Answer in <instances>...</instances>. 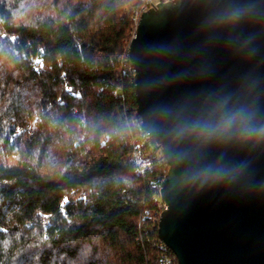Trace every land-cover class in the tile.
<instances>
[{
	"label": "trees",
	"instance_id": "16d2710c",
	"mask_svg": "<svg viewBox=\"0 0 264 264\" xmlns=\"http://www.w3.org/2000/svg\"><path fill=\"white\" fill-rule=\"evenodd\" d=\"M142 3L0 0V264H160L168 165L138 175L122 139L138 116L119 55Z\"/></svg>",
	"mask_w": 264,
	"mask_h": 264
},
{
	"label": "water",
	"instance_id": "95a60500",
	"mask_svg": "<svg viewBox=\"0 0 264 264\" xmlns=\"http://www.w3.org/2000/svg\"><path fill=\"white\" fill-rule=\"evenodd\" d=\"M141 128L168 165L179 264H264V0H170L129 42Z\"/></svg>",
	"mask_w": 264,
	"mask_h": 264
},
{
	"label": "built area",
	"instance_id": "2783aa9c",
	"mask_svg": "<svg viewBox=\"0 0 264 264\" xmlns=\"http://www.w3.org/2000/svg\"><path fill=\"white\" fill-rule=\"evenodd\" d=\"M167 1L170 0H143L141 6L132 11L133 14L132 37L135 34V30L141 14L149 9L156 8L158 4ZM128 49H129V44L126 45L123 53L119 55V69L123 76L130 77L133 80L134 69L129 60ZM38 65L39 64L37 63V66ZM121 91H122V86L120 85L116 88L115 94L121 95ZM135 114L138 116V119L132 117L127 120L129 133L126 138H122V139L126 140L127 145H129L131 149V160L135 165L137 174L144 175L147 171H149L153 167L152 162H157L158 164H161L162 162L166 163V160L163 157L160 145L157 144L153 140V138H151L147 133H145L142 130L140 117L137 111ZM162 180L160 181V184ZM158 206L162 210L165 208V205L161 200L160 196H159ZM159 216L160 213H158L157 218L154 219L155 223L153 225L154 229H157V231H158ZM151 243L154 246V248L159 252L160 264H179L177 257L175 256L173 251L168 246H166L162 241L159 240L158 235L157 238L151 239Z\"/></svg>",
	"mask_w": 264,
	"mask_h": 264
},
{
	"label": "rangeland",
	"instance_id": "374dc122",
	"mask_svg": "<svg viewBox=\"0 0 264 264\" xmlns=\"http://www.w3.org/2000/svg\"><path fill=\"white\" fill-rule=\"evenodd\" d=\"M132 34H133V33H132V31H131V33H130V35H129L130 39L132 38ZM130 39H129V41H130ZM129 41L126 43V45L129 44ZM35 121H36V119H34V120L31 122V126H32V124H33ZM26 130H29V128L27 127Z\"/></svg>",
	"mask_w": 264,
	"mask_h": 264
}]
</instances>
